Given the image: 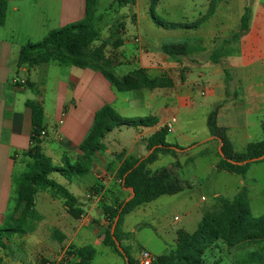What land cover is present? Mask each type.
<instances>
[{
  "label": "crops",
  "instance_id": "obj_1",
  "mask_svg": "<svg viewBox=\"0 0 264 264\" xmlns=\"http://www.w3.org/2000/svg\"><path fill=\"white\" fill-rule=\"evenodd\" d=\"M6 1L8 4L6 22L4 26L0 27V222H2L3 217L7 213L13 214L22 200L21 194H23V192L16 189L13 178L19 173L20 168L24 169V153L31 147V136L33 132L32 110L27 106L28 101H35L44 109V128L40 137V147L43 152L53 160L55 165H61L64 155H68L72 161L76 160L77 156L81 153L79 146L89 133L96 113L107 104L112 106L122 117H127V119H138L144 117L141 115H149L144 118L150 117L158 120V124L151 128H133L135 134L132 136L133 141L130 144L129 153H131L136 145L141 144L143 139L150 137L155 132L165 127L172 119H175L176 122L173 124V130L169 132V136L174 134L175 126L178 123L177 112L197 110L204 105V103L197 104L194 102L193 105H191L188 100H185L189 98L190 91L193 93V83L196 82L193 80L194 71L187 78L185 85H183L185 87L179 88L172 77L166 76L172 79L174 83L172 88L132 91L131 93L134 92L133 96L123 97L116 93L117 90L115 91V89L110 86L109 82L99 71L81 69L78 67H63L60 60L56 58L43 61L40 65L32 68L26 66L19 67V52L23 46L28 43H38L42 41L49 32L82 21L85 17L87 0ZM136 4L137 0L134 5ZM215 14L216 11L214 15ZM213 16L207 18L204 22L206 23ZM153 19L157 27L169 30L168 28L160 26L154 17ZM240 20L239 26L234 32L239 29ZM140 22L138 17V25H140ZM199 29L200 27L194 29V31H198ZM146 39L152 46L153 39L152 42L147 37ZM192 41V39H188L182 43H159V47L162 54L166 55L167 58L168 56L175 58L164 53L163 48L168 45H186L188 50L187 56H190L194 52L202 50L200 46H195L196 48H194ZM124 44L125 42L121 45V52H123ZM125 52V54L129 53V55H127L128 59L125 60L128 64L127 66H129L127 68L129 69L128 72L124 74L141 68L147 71L151 77H162L163 75L161 73L164 72V68L169 67L166 65L163 66V64L166 63H163L161 56L157 54H144V51L141 49L135 50V54L131 53L133 51L125 50ZM234 56L237 57L239 64H241V68L249 70L250 74L244 75L239 81H236L238 84L241 83V86L235 89L237 97L224 104L219 109L217 121L220 127L227 130V135L234 150L242 153L246 150L247 145L251 143V139H253V136L249 135V133L253 132L254 123H258L261 126V122L264 119V75H260L257 72V70H259L257 68H264V6H259L256 11H252L250 29L247 34L226 49V60ZM110 63L112 64V62ZM114 67L115 65L112 64V68ZM124 74L119 73V75ZM203 77V74L199 75V80H202ZM206 77L208 80L206 81V86L203 89L204 93L202 95L217 98V103L223 102L224 96L225 98L227 96L226 90L223 89V85L215 86L210 74H207ZM25 81L26 85H22ZM232 81L233 78L231 75L229 85ZM181 90L183 91V95H185V91H187V96H181ZM182 101H184V103L186 102L184 107L180 105ZM231 107L238 113H235V119L228 120V108ZM207 113L209 114L210 111ZM123 128L116 129L107 135L104 141L107 145V150L103 153L109 155L112 151L109 142L117 144L121 149L125 148V146H122L120 144L121 142L115 138L116 134L122 132ZM169 136L168 142L172 144V142L169 141ZM262 139L263 136L256 141ZM207 142L208 147L206 149V155L213 157V159H198L199 156L205 154L204 152L199 153L198 156L188 157L186 159L185 157L190 154L186 150V147L175 144L185 150L178 152L177 157L171 154L161 153L157 161L149 166V169L152 172H156L163 168L173 167L176 162H179L181 168L178 173L181 177L182 171H184L186 167L188 168L189 166V168H194L196 172L201 174L204 172L203 166H206V163L210 162L211 164L208 166L209 172L205 173L202 177L203 181L205 180L204 177H207L205 182L210 183L209 180L215 174L219 175L221 178H223V176H229L232 178L231 181L233 183L235 180V188H233L235 189L233 190L235 191V195L232 198H227L232 200L243 187H248L247 175L242 177L234 173L218 170L217 165L220 162L218 148L220 144L211 137V135L207 139ZM142 147L144 146L142 145L141 148ZM103 153H97L92 171L78 180L71 182L60 175L64 178V181L56 178L55 174L52 175L54 180L66 187L78 199L79 205H81L83 210L82 217L85 216V218L81 217L79 220L73 218L67 212L64 201L55 197L52 190H41L39 193L45 192L50 196L51 201H46L49 206L48 211L45 215H42L36 209V220L34 222L33 231L24 236H14L11 240H4L0 249L11 251L7 245L8 243H13V239H16L18 242L17 246L20 247V250L26 249L30 254L35 251V253L43 259L42 264H45L44 259L49 260L50 257L57 254H60L59 258H61V256L67 254L71 248L77 250L84 247H77L75 241L83 237V233L85 232L96 237L94 246L91 245L95 248L96 252L97 249L95 246L108 248L103 244V240L104 230L108 229L110 225L109 219L101 214L98 222L99 226L98 224H92L88 219L91 214H94L93 209L96 205H85L83 201L79 199L82 192L88 189L93 191L99 184H102L104 187L101 202L104 201L107 205L116 206L117 203L129 198L130 191L123 189L120 185V181L117 180L114 175L107 172L106 164L109 159H100ZM164 156L172 158L168 166H165L163 163L164 159L162 158H164ZM102 167H104V169ZM197 168L199 170H197ZM97 170L104 171V174L98 176L96 174ZM103 177L106 178L104 182L102 179ZM181 179L189 186L188 189H191L192 186L183 178ZM185 194L186 192L184 191L182 194L180 193V195L170 196L172 198L182 196L172 201L173 207L178 206L183 211L182 216H176L174 218V222L176 223H182L183 220L185 221L179 228H173V226L167 222V214L161 215L157 206L154 205L155 207H150V209L147 207L153 205V203L164 196L126 215L130 216L135 212H140L141 210L144 212L146 210L151 213L156 226L143 224V222L130 225L125 218L126 216L124 217L121 226L122 243L124 246L131 249V253L136 260H139L140 257V254L135 252L136 249H140V251L147 250L155 257L158 256L150 248V244L155 237L159 238L161 242L167 245L165 251L167 250L170 252L176 246L179 230H184L187 233H194L196 231L205 213L204 209L206 207L203 208V205L208 199L201 197L193 203V196L191 194ZM218 197H224L223 192L215 191V194H213L214 202L209 205L212 209ZM58 202H61V205H59ZM21 208L23 209L24 205H22ZM85 210L88 211L87 215L89 216L85 215ZM21 211L22 210L18 211L16 215H13L17 217ZM194 213H197L199 216L194 218ZM61 214L63 216L65 215V218L70 216L74 220L73 223L67 224L63 222ZM48 223H50L51 226H56V229H54L51 234V238L54 240L53 242L55 245L49 244L47 238L43 237L44 235L41 234V228ZM144 227L154 228L155 235L147 239V241H140L139 234ZM126 235L130 236L127 238ZM56 243L60 244V249ZM224 246L227 248L226 245ZM111 252L119 256L112 250ZM97 254L98 252L96 256ZM72 257L74 258L73 255ZM0 264L15 263H6L4 260L0 259ZM17 264H20V262ZM121 264H125L123 258Z\"/></svg>",
  "mask_w": 264,
  "mask_h": 264
},
{
  "label": "trees",
  "instance_id": "obj_2",
  "mask_svg": "<svg viewBox=\"0 0 264 264\" xmlns=\"http://www.w3.org/2000/svg\"><path fill=\"white\" fill-rule=\"evenodd\" d=\"M99 0H87L85 17L82 21L70 26L53 30L38 43H28L19 52V67H35L43 61L53 58L59 59L63 67H78L99 71L118 92H132L138 90L168 89L174 86L172 79L166 76L151 77L144 69H135L128 74L119 75L112 68L105 55V45L94 48V43L100 41V31L96 26V6ZM119 5L126 7L134 5L136 0H117ZM158 0L152 1L151 12L157 23L168 29H197L207 18L214 15L218 5L212 0L208 12L200 21L193 24H177L157 19L155 10ZM8 4L0 0V27L5 25ZM252 10L244 8L240 27L230 37L223 39L208 56L213 65L221 66L226 74V93L230 97V71L225 67L226 49L242 38L250 29ZM164 53L175 58L186 57V45H168L163 48ZM229 100L217 103L207 116V127L211 137L219 142L224 157L220 154L218 170L234 173L245 177L252 164L263 162H249L245 165L235 164L264 156V119L261 122L263 139L247 145L244 152H236L227 135V130L218 125L219 109ZM27 106L32 110L33 132L31 147L24 153V170L14 176L13 182L18 191L23 192L24 208L15 217L7 213L0 222V247L4 240H11L14 236H24L33 231L36 220V198L41 190L50 189L55 197L64 201L67 212L75 219H81L83 210L78 199L63 185L52 178L59 174L73 182L92 171L98 152H105V139L108 134L123 127L151 128L158 124L155 118L127 119L122 117L112 106H103L95 115L93 125L79 146L80 155L72 161L64 155L61 165H55L40 147V137L44 128V109L35 102L28 101ZM168 128L165 126L150 137L143 139L141 145L146 154L121 152L109 159L106 164L107 172L120 181L123 189L135 192L134 197L126 205L124 201L116 206L101 202L102 214L109 219V227L104 231L103 244L123 258L124 263L139 264L131 253V249L122 243L121 226L124 217L137 208L156 201L162 196H175L189 188L181 179L178 170L181 164L176 162L173 167L163 168L152 172L149 166L157 161L161 153L177 157L178 152L185 150L178 145L168 142ZM100 192V191H96ZM250 189L245 186L232 199L218 197L212 210L205 211L196 231L187 233L179 230L174 249L165 255L157 256L152 264H203L209 249L217 243L224 242L229 248L239 246H257V250L250 252L239 264H264V215H252ZM120 213V220L116 227L115 237L120 242L124 254L118 249L111 230L116 217ZM130 235H126L128 238ZM96 250L88 245L75 250L71 248L67 254L73 255L74 260L68 264H94ZM238 264V263H237Z\"/></svg>",
  "mask_w": 264,
  "mask_h": 264
},
{
  "label": "rangeland",
  "instance_id": "obj_3",
  "mask_svg": "<svg viewBox=\"0 0 264 264\" xmlns=\"http://www.w3.org/2000/svg\"><path fill=\"white\" fill-rule=\"evenodd\" d=\"M152 1L153 0H137L136 5L123 7L119 5L117 0H99L96 6V26L100 31V41L95 42L93 46L96 48L101 44L105 45L107 60L115 65L114 70L117 74H124L128 72L129 68L127 67L129 66H127L128 64L125 60L128 59L127 55H129V53L125 54V50L133 51L131 53L135 54V50L140 49L144 51V54L154 53L158 56H161L162 59H160L162 62L166 63L163 64V66H169L164 68V72L161 74L163 76L172 77L179 88L185 87L183 85H185L187 78L194 71L193 80L196 82L193 83V93L190 91L189 98L185 100H188L191 105H193V102L197 104L204 103V105L197 110L176 113L178 117V123L175 126V133L169 136V141L172 142V145L179 144L186 147V150L190 153L187 155V157H185L186 159L188 157L198 156V154L201 152H204L205 154L199 156L198 159H213V157L206 155V149L208 147L207 139L210 136L207 127V112H211L214 109L218 99L212 98L210 96H203L202 94L204 93L203 89L205 88L206 81L208 80L206 77L207 74L211 75V79L215 86L222 84L223 89L226 90V74L223 67L213 65L207 59L215 47L223 39L230 37L234 30L237 29L239 26V20L244 13V8L248 7L252 11H256L259 6H264V0H217L218 6L216 7V14L206 23H201L199 26L200 29L198 31H194V29L164 30L160 27H157L154 23L153 14L151 12ZM211 3L212 0H159L155 10V16L157 19L159 18L169 23L193 24L200 21V19L207 14ZM138 17L141 21L140 25H138ZM146 37L151 42L153 39L152 46L146 41ZM188 39L193 40L192 43L194 48L200 46L202 50L194 52L192 55L186 57L171 58L168 56L167 58L166 55L162 54V51L159 47V43H182ZM124 42L125 44L123 46V52H121L120 48ZM225 67L230 71L233 81L229 85L230 97L226 96L225 98L224 96L223 101L229 100L230 102L237 97L235 89L241 86V83L238 84L236 81H239L241 77L244 75H249L250 73L249 70L241 68V64H239L236 56L227 60L225 59ZM257 69H259L257 72L260 75H264L263 67ZM201 74H203L204 77L202 80H199V75ZM22 85H26V81L23 82ZM116 93H118V95H122L123 97H131L134 95V92L120 93L116 91ZM185 93L186 94L183 95V91L181 90V96H187V91H185ZM185 104L186 102L184 103V101L180 103L182 107H184ZM228 109V120L235 119V113L238 112L234 111L232 107ZM141 116L148 117L149 115ZM134 131L135 130L133 128H123L122 132L117 133L115 138L121 142L120 144L122 146H125V150L121 149V147L119 148L117 144L109 142L112 151L109 155L102 152L103 154L100 159H113L115 155L124 151L129 153L128 150L131 142L133 141L132 136L135 134ZM249 135L253 136V139H251L253 142L259 140V138L263 136L260 124L254 123L253 132H250ZM141 146V144L136 145L131 153L146 154L147 152L145 147L141 148ZM162 159H164L163 163L165 166H168L169 161H172V158L168 156H164ZM210 164L211 163L209 162L206 163V166H203L204 172L201 174L196 172L194 168H189V166L188 168L186 167V169L182 171L181 174V178L186 180L188 184L192 186L191 189L185 190V195L191 194L193 196V203L201 197L208 199V201L203 205V208L206 207L204 212L207 210H212V207L209 205L214 202L213 194H215V191L223 192V196L226 198H232L235 195V191H233L235 190L233 189L235 188V180L233 179V183L231 181L232 178L229 176H223V178H221L219 175L215 174L209 180L210 183L205 182L207 177H204L205 180L203 181L202 177L205 175V173L209 172L208 166ZM102 168L104 169V167ZM23 170V168H20L19 173H21ZM197 170L199 169L197 168ZM96 174L98 176L102 175L104 174V171L97 170ZM55 177L64 180V178L58 174H55ZM102 179L104 182L106 178L103 177ZM247 179L248 187L250 189L249 199L252 215L254 217H260L264 215V161L251 165L247 174ZM103 190L104 187L102 184H99L94 188L93 191L88 189L82 192L79 196V199L82 200L85 205H96L93 209L94 214L89 216L87 215L88 211L85 210V215L89 216V222L96 225L98 224V226L99 218L102 214L100 206L101 199L103 198ZM48 195L49 194H46L45 192H41L36 198V209L42 215H45L49 208L48 202L46 203V201H51V199ZM21 197V203L14 210V215H16L18 211L22 210L21 206L24 205L23 200L25 197L23 194H21ZM179 197L182 196L174 198L170 196H164L160 200L153 203V205H149L147 207L150 209V207L157 206L161 215L167 214V222L170 223L173 228H179L185 221L183 220L182 223H176L174 222V218L176 216H182L183 211L178 206L173 207L172 203L173 200H177ZM58 203L61 205V202ZM118 204L119 203H117V205ZM193 216L195 218L199 215L194 213ZM82 218H85V216ZM125 218L130 225L143 222V224L156 226L151 213L146 210L144 212L143 210L140 212H135L130 216H126ZM61 219L67 224L73 223L74 221L70 216L65 218V215L63 216L62 214ZM54 229H56V226H51L50 223L44 225L41 228V234L44 235L43 237H46L49 244L52 245H55L53 242L54 240L51 238V234ZM154 233V228L144 227L142 232L139 234V240L147 241V239L155 235ZM95 240V236H91L85 232L83 233V237L76 239L75 245L77 247H82L85 245L94 246ZM13 241V243L11 242L7 245L11 251L0 249V259L4 260L6 263L14 262L15 264L19 262L20 264L43 263V259L40 258L39 255L35 253V251L31 252L30 254V252H28L26 249L20 250V247L17 246V240L13 239ZM56 245L59 247V249L61 248L60 244L56 243ZM224 245H226L224 242H219L210 251H208L204 257L203 264H239L245 259L247 254L257 250L258 248L255 245H245L231 249L227 245L226 248ZM166 246L167 245L161 242L157 237H155L150 244L151 250L154 251L158 256L168 253L167 250L165 251ZM95 247L98 254L93 262L94 264H121L122 258L113 254L110 249L103 246ZM135 252H138V254L141 253L140 249H136ZM59 255L60 254L54 255L53 257H50L49 260L44 259V263L68 264V262L74 260L72 255L68 256V254H65L62 255L61 258H59Z\"/></svg>",
  "mask_w": 264,
  "mask_h": 264
},
{
  "label": "water",
  "instance_id": "obj_4",
  "mask_svg": "<svg viewBox=\"0 0 264 264\" xmlns=\"http://www.w3.org/2000/svg\"><path fill=\"white\" fill-rule=\"evenodd\" d=\"M218 152H219V154H220L222 157H224L223 152H222V147H221V145H220L219 148H218ZM261 160H264V156H262V157H260V158H258V159L248 160V161H244V162H236L235 164H238V165H245V164H248L249 162H258V161H261ZM134 195H135V192H134L133 189H131V190H130V196H129V198H127V199L125 200L124 205H126V203H127L129 200H131V199L134 197ZM119 220H120V213H119V215L116 217V219H115V221H114V223H113L112 230H111V234H112V237H113L114 241L116 242V245H117L118 249L124 254V250H123V248H122L120 242L117 241V239H116V237H115L116 227H117V224H118ZM126 264H129L128 261H126Z\"/></svg>",
  "mask_w": 264,
  "mask_h": 264
},
{
  "label": "built area",
  "instance_id": "obj_5",
  "mask_svg": "<svg viewBox=\"0 0 264 264\" xmlns=\"http://www.w3.org/2000/svg\"><path fill=\"white\" fill-rule=\"evenodd\" d=\"M176 122L175 119H172L167 125L166 127L168 128V131L171 132L173 130V124ZM139 264H152L155 260V256L147 251V250H143L141 251L140 255H139Z\"/></svg>",
  "mask_w": 264,
  "mask_h": 264
}]
</instances>
